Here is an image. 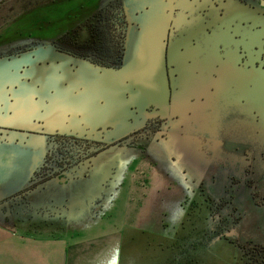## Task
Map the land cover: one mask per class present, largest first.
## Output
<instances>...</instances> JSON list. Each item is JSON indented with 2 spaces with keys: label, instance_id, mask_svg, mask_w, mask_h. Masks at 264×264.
I'll list each match as a JSON object with an SVG mask.
<instances>
[{
  "label": "flooded vegetation",
  "instance_id": "1",
  "mask_svg": "<svg viewBox=\"0 0 264 264\" xmlns=\"http://www.w3.org/2000/svg\"><path fill=\"white\" fill-rule=\"evenodd\" d=\"M146 5L174 7L165 47L167 106L159 113L152 103H140V111L130 100L123 118L69 113L62 126L50 118L49 125L35 121L33 129L17 131L40 138L44 157L27 187L0 204V213L33 226L96 219L112 190L129 183L120 180L121 171L127 175L132 159L146 155L151 168L180 188L179 207L187 200L213 211L228 205L231 215L211 239L244 253V264H264V0H98L90 41L77 45L69 31L49 38L28 34L1 42L0 59L22 60L21 82L28 71L36 78L27 82L35 78V88L50 94L79 89L68 75L81 68L101 96L100 81L112 73L116 86L115 73L136 60L128 52L129 7ZM10 137L0 127V141ZM215 188L226 195L216 197ZM247 201L251 208L239 205Z\"/></svg>",
  "mask_w": 264,
  "mask_h": 264
},
{
  "label": "rangeland",
  "instance_id": "2",
  "mask_svg": "<svg viewBox=\"0 0 264 264\" xmlns=\"http://www.w3.org/2000/svg\"><path fill=\"white\" fill-rule=\"evenodd\" d=\"M11 1H18L20 5L2 7V3ZM29 1L35 4L29 7ZM96 2L98 0L0 1V43L28 34L49 38L69 31L67 37L72 39L70 41L82 45L90 41V16ZM8 23L15 25L4 34L5 31L1 32V29ZM132 160L127 175L122 171L120 174V180L126 179L129 183L112 190V196L101 204L96 219L61 220L50 226L48 223L40 224L43 228H58L56 230L32 231L23 228L22 232V229L17 230L10 223L6 225L13 231L16 229L18 235L20 232L34 233L32 235L38 238L58 242L99 235L111 239L114 237L120 244L117 264H160L164 260L169 261V264H177L174 260L177 257L183 259L178 264H244L241 261L247 258L244 253L224 241L211 239L216 235L212 234L216 227L231 215L228 205L213 211L210 204H195L187 200L179 207L176 202L182 195L180 188L165 181L159 167L151 168L146 155ZM113 195L120 196L118 198L122 201L118 203ZM214 195L219 197L226 194L222 188H215ZM239 205L251 208L250 201ZM171 208L174 214L169 216L165 211ZM254 212V219L258 220L260 215L258 211ZM236 238H243L241 232ZM45 250L42 245L41 251L44 253Z\"/></svg>",
  "mask_w": 264,
  "mask_h": 264
},
{
  "label": "water",
  "instance_id": "3",
  "mask_svg": "<svg viewBox=\"0 0 264 264\" xmlns=\"http://www.w3.org/2000/svg\"><path fill=\"white\" fill-rule=\"evenodd\" d=\"M129 8L133 14L131 22L134 23V26L129 27L127 32L129 45L133 46L128 49V52L136 60L126 69L116 72V75L120 76L121 86L119 89L116 88L115 98L112 83L109 85L105 82V93L101 99L104 103L99 109L95 107L96 97L91 95L89 99H86L81 94L80 97H74L70 103L68 101L70 94H67L66 89L58 90L54 94L36 89L34 84L39 81H35L36 77L30 75L28 71L25 72L26 80L22 83L18 78L23 67L22 60L0 59V127L7 128L12 137L6 141L10 140L9 143L15 141V135L19 136L16 132L32 128L35 121H44L49 125L50 118H54L56 123L62 126L68 112L75 116L80 110L81 113L85 111L87 117L89 114V118L95 117L97 114L110 119L117 118V116L123 118L130 115L128 110L130 100L138 102L137 106L140 111L144 109L141 105L145 103H152L159 113L164 110L168 104L169 96L165 71V47L171 29L174 7H147L146 5L145 7ZM30 67H33V64H30ZM33 77H35L34 80L27 82L29 78ZM40 77L43 75L41 74ZM78 78L80 82V76ZM118 93L119 100L117 99ZM45 101L46 104H44ZM21 137L25 139L23 141L26 143L23 147L15 144L0 146V177L4 174L7 175L6 177L10 178L9 182L11 180L27 182L28 172H35L43 161L41 144L39 143L36 148L33 146L32 138L35 137L31 138L27 135ZM4 158L8 164H11L7 172L3 169L6 167ZM37 159L39 161L33 167ZM33 176L34 173L31 179ZM29 183L30 181L26 184ZM16 193L17 189L10 190L6 197L14 196Z\"/></svg>",
  "mask_w": 264,
  "mask_h": 264
},
{
  "label": "crops",
  "instance_id": "4",
  "mask_svg": "<svg viewBox=\"0 0 264 264\" xmlns=\"http://www.w3.org/2000/svg\"><path fill=\"white\" fill-rule=\"evenodd\" d=\"M1 2L3 0H0ZM9 2V1H8ZM2 3V7H18L20 3L18 1H11V3ZM34 4L29 1L28 5L30 7ZM17 23V22H15ZM15 23H8L7 25L3 26L1 29V32L5 31V33L8 32L10 28H13ZM19 35V34H17ZM32 35V34H30ZM117 73H115L116 75ZM80 76L81 81L79 82ZM110 79H105L104 83L100 81V86L103 85V95H99L100 91L97 86V82L88 81L85 79L82 69L79 68L74 73L71 74V76L68 75L70 78V84L72 86H77L79 89L72 88L73 90L66 88L67 94H70L68 97V101L72 103L73 98L80 97L81 94L82 97L85 96L86 99H89V96L96 97L95 101V107L99 109L101 106L96 105V102L98 103L99 99L101 100L104 96V84L107 82L109 85L112 83L113 86V96L116 97V88H120V76L119 77V83L114 86L113 83V75L112 73L109 74ZM75 77V79H74ZM77 80V81H75ZM87 84V90L83 89V85ZM40 90V89H39ZM119 99V93L118 98ZM39 103V101H36ZM70 107V106H69ZM68 107V109H69ZM95 110V108H93ZM68 111V110H67ZM93 112V111H92ZM70 113V112H68ZM89 113V112H88ZM82 115L83 117H86V112L83 111L81 113V110L78 112L77 115ZM119 114V113H118ZM69 115V114H68ZM75 115V116H77ZM95 117H102L106 118L103 115L102 116ZM73 116V115H72ZM89 118V114H88ZM7 129V128H6ZM19 136H16L15 141H12V143H9L10 140L4 141L3 143L0 142V146H3L5 144H15L24 146L26 143L23 137V135L18 134ZM12 138V137H10ZM9 139V138H8ZM17 139V140H16ZM34 141L33 146L34 148L38 147L37 145L41 143L40 138H32ZM36 140V142H35ZM30 142V145H31ZM9 158V157H8ZM6 158H4V162L6 167H3L6 172L8 171L10 163L8 164L6 161ZM38 159L36 160V163H34L35 167L38 163ZM3 162V163H4ZM35 162V161H34ZM2 163V164H3ZM30 173V174H29ZM34 173V172H33ZM32 172H28V181H12L9 182L10 178H7V175H3L0 177V204L7 199V193H9L10 190L17 189L18 194L21 190L25 189L27 184L33 175ZM6 197V198H5ZM131 202V201H130ZM12 224L17 228V230L22 229V232H24L23 228H27L28 230L32 231H38V230H56L58 228H52V227H41V226H33L30 225L29 222L20 223L19 221H9L6 216H4L2 213H0V264H117V253H118V247H120L119 241H115L114 237L112 239L110 237L103 236H94L93 238H84L80 240H73L70 238L69 240H60L59 242L57 240H47L38 238L37 236H34L30 233H19L17 234V231H13L9 226L6 224ZM119 235V233H115V235ZM111 235V234H110ZM114 235V234H112ZM111 235V236H112ZM119 239V237H118ZM42 245L45 246V254L41 251ZM120 261V260H119Z\"/></svg>",
  "mask_w": 264,
  "mask_h": 264
}]
</instances>
